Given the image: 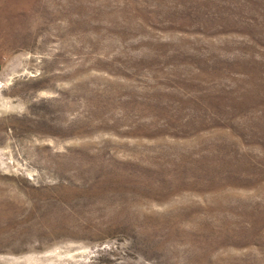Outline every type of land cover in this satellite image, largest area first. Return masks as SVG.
<instances>
[{
    "label": "rangeland",
    "instance_id": "1",
    "mask_svg": "<svg viewBox=\"0 0 264 264\" xmlns=\"http://www.w3.org/2000/svg\"><path fill=\"white\" fill-rule=\"evenodd\" d=\"M0 264H264V0H0Z\"/></svg>",
    "mask_w": 264,
    "mask_h": 264
}]
</instances>
